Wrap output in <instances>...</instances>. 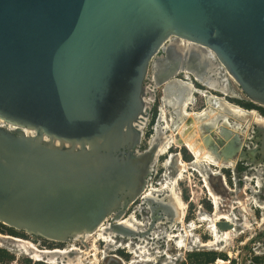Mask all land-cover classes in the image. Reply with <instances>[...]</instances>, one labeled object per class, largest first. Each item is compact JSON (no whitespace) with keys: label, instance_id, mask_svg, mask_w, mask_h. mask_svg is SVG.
I'll use <instances>...</instances> for the list:
<instances>
[{"label":"water","instance_id":"95a60500","mask_svg":"<svg viewBox=\"0 0 264 264\" xmlns=\"http://www.w3.org/2000/svg\"><path fill=\"white\" fill-rule=\"evenodd\" d=\"M184 73L226 97L225 73L264 108V0H0V224L65 243L156 207L141 194L160 113L140 150L143 129Z\"/></svg>","mask_w":264,"mask_h":264},{"label":"rangeland","instance_id":"374dc122","mask_svg":"<svg viewBox=\"0 0 264 264\" xmlns=\"http://www.w3.org/2000/svg\"><path fill=\"white\" fill-rule=\"evenodd\" d=\"M148 77H150V74ZM176 79L185 80L182 76H178ZM191 80L194 87L203 93L206 92L219 98L222 97L217 92L200 86L192 78ZM231 87L235 89L239 100L226 98V101L244 110L255 111L264 117V108L254 106L248 102L232 81ZM162 97L163 88H157L154 92V101L151 104L150 115L143 129L140 150H144L147 147V142L153 135ZM194 98L192 105L188 106V113H199L206 108L203 95L198 94ZM247 104H251L252 106L247 107ZM165 109L166 113L167 111H172L171 107H166ZM244 130V134L240 133L238 137L242 141L245 138L244 146H247L251 150L256 144L254 142V139L256 140L257 138V136L254 137L257 131L256 127L255 125H249ZM203 131L205 130L203 129ZM175 137L178 138L179 136L176 135ZM212 137L214 138L213 144L216 145V137L214 135ZM251 137H254V139L250 141ZM198 143L200 151L207 153V149L201 145V140ZM254 149L256 150V148ZM168 152L169 155H172L171 164L165 165L166 158L169 155L159 157L154 164L153 171L144 189H161L166 181H171L175 178L177 175V165L179 164V160H181L186 165V168L185 172L182 173V179L174 187V190L185 205L182 226L175 224L177 227L170 228L171 224L166 223V221H161L160 224L157 221H153L151 225V220L149 219L151 213L149 209L141 202V199H137L125 210L123 216L124 218H128L134 214L133 216L137 218L138 222L145 224L143 232H145L144 238L148 244L147 249L149 257L152 260L151 263L132 258V255L127 253L126 250H118L115 246L108 247L105 243L98 242L97 257L99 261L97 264H217L218 260L223 261L224 264H264V159L252 164L249 163L247 155L241 159L236 155V157H233V167L229 168L227 163L223 164L222 167L218 165L209 166L203 159L194 157L187 147L172 146ZM215 152L220 153V147H217ZM202 174L207 177L211 194L218 199L219 208L217 214H228L229 216L231 215L232 219H235V232L230 233V236H228L229 241L224 240L208 247L201 246V244H211L213 238L210 235L208 223L203 222L201 218L202 216L213 218L215 211L213 209L212 198L204 186ZM156 199L164 204L168 203L165 193L159 195ZM159 213L161 216H164L161 211ZM110 221L108 218L104 222L105 225L110 227ZM221 222L228 224L227 220L218 221V223ZM191 225H193V230L189 231L188 227ZM184 230L188 235L185 247L177 248L175 241H167L165 238L167 235L184 234ZM154 231L159 234L158 238L154 236ZM217 231L219 235L222 233L225 235L229 230L228 228L219 229L217 227ZM0 234L30 241L40 250H62L72 245L70 241L58 243L26 235L2 224H0ZM116 237V240L123 242L126 240L118 233H116ZM173 240L175 239L173 238ZM91 241V238L86 242L78 240L73 245L84 251L89 248ZM132 242L136 244L139 242V239L134 238ZM20 248L21 244L19 243L11 240H1L0 264H45L43 262H34ZM84 258L86 262L91 259L89 256Z\"/></svg>","mask_w":264,"mask_h":264},{"label":"bare ground","instance_id":"6f19581e","mask_svg":"<svg viewBox=\"0 0 264 264\" xmlns=\"http://www.w3.org/2000/svg\"><path fill=\"white\" fill-rule=\"evenodd\" d=\"M180 45H182L184 48L185 47H190L192 46L190 43L185 42V41H180L179 43ZM204 54L207 56L208 59H211L213 57V54L208 52V51H203ZM224 76H221V80H222V84L223 85H227V87L229 88V93L227 92V94L225 95L228 98L231 99H237L236 97V92L234 90V88H231V79L229 76H227L225 73H223ZM184 77H186L185 79L188 80V74L184 73ZM176 87L177 91V96L174 94V98L178 100L179 96H182L185 93V96L183 98H181L182 100H180L181 102L178 101V113L175 114V118L171 115L170 118V123L174 125V130L172 131V133H167V135L162 134V136L160 138H158L160 134V132L162 133L161 128L163 129H167L168 128V122H163V119L165 118V116L163 117L162 115H160V118L162 120V125L159 128H155L156 131V135L157 138L159 140V146H158V156H163L167 153V150L172 146L176 145V146H185V147H189L191 148V151L195 154L200 156L201 153L200 151L197 150L195 142H194V137L197 136V132L194 131L195 126L198 124L196 118L197 117H203L207 111L204 109L199 113H188L187 112V106L191 105V102L193 101V93L197 92L202 94V92H200L198 89H196L194 87V85L192 83H190L189 81H184V80H172L171 82L167 83L164 85V89L167 90L169 89V87ZM173 92V91H172ZM181 92V93H180ZM180 93V94H178ZM213 97L211 96H206V106L209 109L211 106H215V108H217V110L220 113H225L227 116H229L230 118L234 117L237 118L239 117V119H242V121L244 123L248 124H256L259 126L264 127V117L260 116L259 114H257L254 111H247L244 110L240 107H237L231 103H229L226 100H223L222 98L219 99H215V98H210ZM210 100V103H209ZM176 101V100H175ZM187 119V121H184V119ZM144 120H146V118H144ZM176 121H179L178 123H175ZM226 123V121H224V124ZM145 124V123H144ZM227 125V124H226ZM201 126V125H200ZM228 125L226 126V128H223L222 131L219 133V136H223L222 138H219L216 143L215 146H213V150H217V147H220V153L225 154L226 159L227 158H231V157H236V153L241 154V150L244 147V142H245V138L242 141L237 134H234L230 140H229V145L231 144L233 147L231 149H227V144H224L225 142V136L228 138V136L230 137L229 131L227 130ZM227 130V131H225ZM225 131V132H224ZM176 132V134H178V136H180V139H177L173 136V134ZM210 142V141H209ZM211 143H209L210 145ZM224 144V145H223ZM213 144H211L210 146H212ZM223 148V149H222ZM157 156V157H158ZM205 160H210L211 162L213 161L210 157L208 156H203ZM157 160V159H156ZM232 166V164H231ZM184 171V167L181 166L179 171H177V178H174V180L172 181H166L164 185H162L161 189H151V191H147L145 190V194L147 196L152 195L154 192H169L171 194V197L174 199L176 206L178 207V209H180L181 214H184V208L185 205L182 203L181 199L179 198V196L175 193L174 187L177 185L178 183V178L182 177V172ZM143 193V192H142ZM142 195V194H141ZM241 204V203H239ZM259 206V205H258ZM263 206V205H262ZM261 208V207H260ZM245 209V208H244ZM134 214H132L131 216H129L128 218H124L121 217L120 219L117 220V222H115L114 225H118L119 227L122 228V230H118V229H113L111 226L108 227L105 225V223L101 224L93 233L90 234H84V235H79L76 236L73 240H71L70 242L72 243V245L67 248L66 250H58V249H54V250H40L38 249L34 244H32L29 241H23L21 239H17L18 241H20L22 243L23 241V247H22V251L26 254H28L35 262L36 261H45L47 264H97L98 263V257H97V252H98V246L97 243L98 242H104L107 246L112 245V246H116L118 245L121 249H127V252L129 254H132L134 257H136V255L141 256L142 258H145V261H152L149 257V253L147 250V242H141V243H137V246H132L131 241L130 240H126V241H117L115 240L116 237V233L120 234V235H126L127 234V229L130 228L131 230L135 229L136 231L142 230L145 226L144 223L138 222L137 218H135L133 216ZM202 220H208L207 218H203ZM220 220H227L228 224L230 225L233 221V219L229 216V215H224V214H215L214 217L211 219V221H220ZM180 223V222H179ZM182 223V221H181ZM127 229H126V228ZM124 230L126 232H124ZM158 233L154 231V236L158 237ZM225 235H228L227 233H225ZM0 238H8L6 236H2L0 235ZM92 239L91 241V245L89 246V248H87L84 251H81L80 249L76 248L73 244L78 241L81 240L82 242H86L89 239ZM173 238L175 239V242L178 246H183L184 240H183V236L181 234H176V235H167L166 239L167 241H172ZM223 240L229 241V237H223ZM136 249V250H135ZM86 256H89L91 259L86 262L85 258ZM217 264H224L223 261L218 260Z\"/></svg>","mask_w":264,"mask_h":264},{"label":"flooded vegetation","instance_id":"af4514ba","mask_svg":"<svg viewBox=\"0 0 264 264\" xmlns=\"http://www.w3.org/2000/svg\"><path fill=\"white\" fill-rule=\"evenodd\" d=\"M186 78V77H185ZM184 78V79H185ZM178 80V79H177ZM180 81V80H179ZM184 81H189L190 83H192L193 81L191 80V78L189 77V75H188V80H184ZM193 84V83H192ZM171 88V89H170ZM169 89H167V90H165L164 89V86H163V97H162V99H161V107H160V109H159V115H162L163 117L165 116V118L163 119V122H165V125H166V122H168V128L167 129H163V128H161V130H162V133L160 132V134L161 135H159L158 136V138H160L161 136H162V134H165V135H167V133H172V131L174 130V128H176V127H174V125L173 124H171L169 121H170V118H171V115L175 118V114H177L178 113V109H179V106H178V101L179 102H181L180 100H182L181 98H183L184 96H185V93L182 95V96H179L178 97V100L177 99H175L174 98V94L176 95L177 94V91L176 90H174V89H176V87H174V86H172V87H170ZM232 89H233V87H231ZM199 90V89H198ZM235 90V89H234ZM173 91V92H172ZM200 91V90H199ZM200 92H202V91H200ZM236 92V91H235ZM181 93V92H180ZM180 93H178V94H180ZM203 95V97L205 98V103H206V96H211L212 94H207L206 92L205 93H203L202 92V94H200V93H197V92H194L192 95H193V98L195 97V95ZM177 96V95H176ZM213 96V95H212ZM236 97H237V99H231V98H228V97H226L227 99H231V100H239V96L236 94ZM210 98H215V99H219V97H216V96H213V97H210ZM226 98H222L223 100H226ZM195 99V98H194ZM194 99H193V101L192 102H194ZM176 100V101H175ZM192 102H191V105H192ZM209 103H210V100H209ZM171 105V106H170ZM189 106V105H188ZM188 106H187V109H188ZM236 106V105H235ZM166 107H171V109H172V111H167V113H166ZM206 108H204L206 111H207V113L203 116V117H197L196 118V120H197V122H198V124L195 126V129L196 130H194V131H196L197 132V136L196 137H194V142H195V145H196V148H197V150L198 151H200V149L198 148V142L201 140V145L202 146H204L206 149H207V153H202L201 151H200V153H201V155L200 156H198V155H195L192 151H191V148H189V147H187L191 152H192V155L194 156V157H196V158H200V159H203V161H206L207 162V164L210 166V165H218L219 167H222V165L223 164H228V167L229 168H231V167H233V157H231V158H227L226 159V157H225V154H224V152H223V154H221V153H217V152H215L214 150H213V146H215L213 143H214V138L212 137L213 135L216 137V139L215 140H218L219 138H222L223 136H219V133L222 131V129L223 128H226V126L228 125V128H227V130L229 131V134H230V137L228 136V138L225 136V138H223V139H225V142H224V144H227V149H231L233 146L230 144L229 145V140H230V138L232 137V133H233V135L234 134H237V135H239L240 133H242V134H244V132L243 131H245L244 129L246 128V127H248L249 125H255V126H257V127H259V128H261V129H264V127H262V126H259V125H256V124H246V123H244L243 121H242V119H239V117H237V118H234V117H232V118H230L229 116H227L225 113H220L218 110H217V108H215V106H211L209 109L207 108V106H205ZM238 107V106H237ZM203 109V110H204ZM255 112V111H254ZM167 117H168V119H167ZM160 126L162 125V120H161V118H160ZM184 121H187V119L185 118L184 119ZM224 121H226V123L224 124ZM179 121H176L175 123H178ZM227 124V125H226ZM201 125V126H200ZM244 125H245V127H244ZM159 126V127H160ZM203 129L205 130V131H203ZM227 130H225V131H227ZM224 131V132H225ZM176 135H178V134H176V132L173 134V136L175 137ZM246 137V136H245ZM176 138V137H175ZM181 137L179 136L177 139H180ZM256 139H260V137L259 136H257V138ZM160 140V139H159ZM210 141V142H209ZM209 143H211V144H213L212 146H210L209 145ZM223 144V145H224ZM258 144V146L260 145V143L258 142L257 143ZM174 146H176V145H174ZM171 147H172V145H171ZM171 147L167 150V153L165 154V155H169V150L171 149ZM176 147H180V146H176ZM183 147H185V146H183ZM223 149V148H222ZM254 149V147H252V149L251 150H253ZM249 150V153L248 154H246L248 157H249V163H252V164H255V163H257L259 160H263L264 158L261 156V155H259L258 153L257 154H255L253 157H250V155L249 154H253L252 153V151L250 150V149H248ZM236 155H238V158L239 159H241V158H243L244 156H242L241 154H239V153H236ZM235 155V156H236ZM164 156V155H163ZM203 156H208V157H210L213 161L211 162L210 160H205L204 159V157ZM160 157H162V156H160ZM158 158H159V156H158ZM157 158V159H158ZM171 160H172V155H169L168 156V158H166V163H165V165L167 166L168 164L170 165L171 164ZM231 164H232V166H231ZM181 166H183L184 167V171L183 172H185V168H186V165L185 164H183V162L181 161V160H179V164L177 165V171H179V169H180V167ZM182 172V173H183ZM175 178H177V175L175 176ZM202 178H203V183H204V186L207 188V190H208V192H209V194H210V196H211V198H212V203H213V209H214V211H215V214H217V210H218V208H219V202H218V199L215 197V196H213L212 194H211V191H210V187H209V185H208V181H207V177L204 175V174H202ZM182 179V177L181 178H178V182L180 181ZM172 180H174V178L172 179ZM171 180V181H172ZM223 180H224V182H225V179L223 178ZM178 184V183H177ZM148 192L149 191H151V190H147ZM163 193H165L166 194V197H167V199H168V203H166V204H164V203H162L161 201H158L156 198L159 196V195H161V194H163ZM142 198L143 199H147V200H149L150 201V203H152V202H155L156 203V207L155 206H152V207H150V209H149V211H152V213L151 214H154L153 212H154V210H153V208L155 207V208H160L161 210H162V215H164V216H161V214L158 212V218H156L157 220H155V221H157V222H159L158 224H160L161 223V221H166V223H169V224H171L170 225V228H172V227H177V225H181L182 226V224H183V218H184V214L182 215L181 214V211H180V209H178V207L176 206V204H175V201H174V199L171 197V194L169 193V192H167V191H165V192H154L152 195H149V196H147L146 194H145V190H144V192L142 193ZM142 202V201H141ZM159 203V204H158ZM184 211H185V208H184ZM218 215V214H217ZM228 215V214H227ZM124 217V216H123ZM207 218L208 220H202L203 218ZM230 217H231V215H230ZM149 219H150V217H149ZM211 219L212 218H208L207 216H202V218H201V220L203 221V222H207L208 223V229H209V231H210V235H211V237L213 238L212 240V242H211V244L210 243H208V244H201V246H206V247H208V246H212V245H215V244H218L219 242H222V241H224L223 239V237H226V236H230V233H234L235 232V228H234V218H233V221H232V223L230 224V227L228 228V232H226L228 235H224L223 233L222 234H218V231H217V225H218V221H211ZM151 220V219H150ZM181 221H182V223H181ZM180 222V223H179ZM175 224H177V225H175ZM151 225H152V221H151ZM126 228V227H125ZM144 228H145V226H144ZM127 229V228H126ZM188 229H189V231H191V230H193V225H191L190 227H188ZM185 231V230H184ZM178 234H180V233H178ZM1 235V234H0ZM182 236H183V240H184V243H183V246H181V247H185L186 245H185V242H186V238L188 237V235L186 234V231H185V233L184 234H181ZM2 236H6V237H8V238H6V239H4V238H0V241L1 240H11V241H13V242H15V243H19V244H21V248H20V250L22 249V247H23V241H22V243L20 242V241H18L17 239H20V238H18V237H12V236H7V235H2ZM121 236H123L124 237V239H126V240H130L131 241V244H132V246H137V243L136 244H133V242H132V240L135 238V239H139V242H138V244L139 243H141V242H147V241H145V238H144V236H145V232H143V229L142 230H139V231H136L135 229H133V230H131L130 228H128L127 229V234L126 235H121ZM116 238L117 237H115V240H116ZM156 238H158V237H156ZM166 238V237H165ZM22 240V239H21ZM125 240V241H126ZM117 241H121V240H117ZM172 241H175V240H172ZM30 242V241H29ZM196 242V241H195ZM32 243V242H31ZM101 243L103 244L104 242H102L101 241ZM176 243V242H175ZM199 243V242H198ZM119 245V244H118ZM118 245H116L115 247H116V249H120V250H124V249H121ZM110 246H112V245H109L108 247H110ZM176 246H177V248H181L180 246H178L177 244H176ZM38 248V247H37ZM39 249V248H38ZM115 249V250H116ZM42 250H45V249H42ZM51 250H54V249H51ZM58 250H61V249H58ZM62 250H64V249H62ZM66 250V249H65ZM126 250V252H127V249H125ZM136 250V249H135ZM148 250V249H147ZM128 253V252H127ZM26 254V253H25ZM26 255H28V254H26ZM132 255V254H131ZM29 256V255H28ZM30 257V256H29ZM31 258V257H30ZM132 258H134V259H137V260H139V261H145V258H142L141 256H138V255H136V257H134L133 255H132ZM32 259V258H31ZM33 260V259H32ZM34 261V260H33ZM35 262V261H34ZM37 263H45V264H47L45 261H36ZM146 262H149V263H151V261H146ZM125 264V263H124ZM127 264H129V263H127Z\"/></svg>","mask_w":264,"mask_h":264},{"label":"trees","instance_id":"16d2710c","mask_svg":"<svg viewBox=\"0 0 264 264\" xmlns=\"http://www.w3.org/2000/svg\"><path fill=\"white\" fill-rule=\"evenodd\" d=\"M246 106H247V107H251L252 105H251V104H247Z\"/></svg>","mask_w":264,"mask_h":264},{"label":"built area","instance_id":"2783aa9c","mask_svg":"<svg viewBox=\"0 0 264 264\" xmlns=\"http://www.w3.org/2000/svg\"><path fill=\"white\" fill-rule=\"evenodd\" d=\"M221 98H226V97H224L223 95H222V97Z\"/></svg>","mask_w":264,"mask_h":264}]
</instances>
